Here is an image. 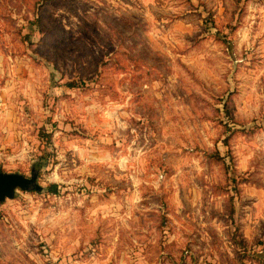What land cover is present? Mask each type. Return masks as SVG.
<instances>
[{
  "label": "rangeland",
  "instance_id": "rangeland-1",
  "mask_svg": "<svg viewBox=\"0 0 264 264\" xmlns=\"http://www.w3.org/2000/svg\"><path fill=\"white\" fill-rule=\"evenodd\" d=\"M33 167L0 264H264V0H0V171Z\"/></svg>",
  "mask_w": 264,
  "mask_h": 264
},
{
  "label": "water",
  "instance_id": "water-1",
  "mask_svg": "<svg viewBox=\"0 0 264 264\" xmlns=\"http://www.w3.org/2000/svg\"><path fill=\"white\" fill-rule=\"evenodd\" d=\"M39 170L32 168L31 176L18 172L0 171V202L13 198L18 189L24 191H38L43 187L38 182Z\"/></svg>",
  "mask_w": 264,
  "mask_h": 264
},
{
  "label": "trees",
  "instance_id": "trees-1",
  "mask_svg": "<svg viewBox=\"0 0 264 264\" xmlns=\"http://www.w3.org/2000/svg\"><path fill=\"white\" fill-rule=\"evenodd\" d=\"M68 85H71V84H68ZM58 186H57V184H50L49 186H48V190L50 191V192H53V193H56L57 191H58Z\"/></svg>",
  "mask_w": 264,
  "mask_h": 264
}]
</instances>
